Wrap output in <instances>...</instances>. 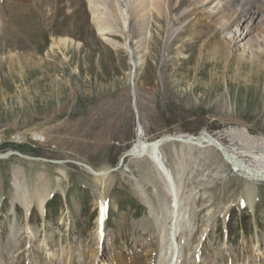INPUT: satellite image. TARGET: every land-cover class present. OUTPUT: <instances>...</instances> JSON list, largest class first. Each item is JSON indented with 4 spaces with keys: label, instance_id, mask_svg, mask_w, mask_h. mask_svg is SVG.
Here are the masks:
<instances>
[{
    "label": "rangeland",
    "instance_id": "obj_1",
    "mask_svg": "<svg viewBox=\"0 0 264 264\" xmlns=\"http://www.w3.org/2000/svg\"><path fill=\"white\" fill-rule=\"evenodd\" d=\"M67 1L37 0L23 16L7 17L0 0V154L65 162L0 159V264H163L177 248L168 235L178 226L192 231V264H264V182H252L247 201L248 181L214 147L170 143L159 151L160 166L145 155L111 171L134 148L139 126L146 144L244 129L253 141L220 139L264 149V22L241 41L235 25L221 31L236 6L264 16V0H240L231 12L211 4L208 19L193 14L199 0H185L173 32L165 17L163 29L153 25L147 54L134 42L133 53L111 48L86 1L82 11L68 10ZM59 39L69 41L53 48ZM72 161L108 169L110 178L104 183L106 175ZM43 184L50 198L41 213L34 195Z\"/></svg>",
    "mask_w": 264,
    "mask_h": 264
},
{
    "label": "bare ground",
    "instance_id": "obj_2",
    "mask_svg": "<svg viewBox=\"0 0 264 264\" xmlns=\"http://www.w3.org/2000/svg\"><path fill=\"white\" fill-rule=\"evenodd\" d=\"M2 1H3L2 4L4 6L3 13L7 17H8V15H11V14L13 15L14 13L15 14L17 13V15L23 16V14H25V12L27 13V10H29V8L33 7V9H34V7H36L38 4H40L37 2V0H2ZM85 1H86L85 4L88 5V10H89V13H90L91 18H92L91 22L95 27L94 29H96L99 36L106 42V44L108 46H110L111 48H114V49L126 48L131 53H133V48L131 46L133 44H131V43L134 42L136 44V46H135L136 50L135 51L147 54L150 51V47H151L150 45H151L152 40L154 39L153 34H152L153 25H157L159 29H163L164 27H162L158 23V18L165 17L167 19L166 22L168 23V24H166V29H168V31L173 32L174 28L172 26L175 24V16H176L174 11L176 9H178L179 7H181L185 0H180V1L179 0H85ZM205 1L206 0H199L197 2V5L194 7V11H193V14H196L197 17L200 15L201 19H203V18L208 19L209 18V15L213 11L212 9H210V7L212 6L211 4L215 5V7L213 9H215L217 12H225V11L231 12V9H233V7L240 0H207L206 2ZM58 2H59V0H58ZM79 2H80L79 0H68L66 6H67L68 10L73 8V7H77V9H78V6L80 7V5L82 4V3L80 4ZM64 5H65V3H64ZM55 6H57V4ZM237 7L238 6H236V9L234 8L235 10L232 12L231 18H229V19L224 18L223 19L226 21V24L222 25L224 27L221 26L222 27L221 31H222V33H224L225 31L229 30L230 26L235 25L236 30H234L235 33L233 32L235 34L234 38H236L237 40L238 39L243 40L248 34H250L253 31L252 30V29H254L253 26L256 27L258 25L257 22H259V24L264 22V16L263 15L261 16L259 13L257 14V16H256V13L249 14V12L247 10H244L243 8L239 9ZM55 8L56 7H54V10H56V12L59 13V12H61V10H63L64 7L60 6V4H59V6L56 9ZM36 9H39V8H36ZM77 9H75V10H77ZM39 10H38V13H39ZM77 11H82V10L79 8ZM207 14H209V15H207ZM72 15H74V14H72ZM72 15H71V17H72ZM30 16L31 15H29V17ZM67 19L68 18H66V20ZM8 20H9V18H8ZM69 20H70V18H69ZM71 24H72V21H71ZM79 24H77V25H79ZM68 28H69V26H68ZM180 28H178L176 30V32H178V31L182 32L183 29H182V27H180ZM75 29H77V28H75ZM69 30H70V28H69ZM63 32H65V30ZM245 32H246V34H245ZM222 33L219 32L217 34L215 33V35H209L208 40H207V44L213 46V44L216 43L215 39L218 36H220V34H222ZM117 39L124 40V43H120L119 40H117ZM68 41H69L68 39H59L57 42H54L53 48L54 47H60V46L65 47ZM104 50H105V48H104ZM181 51H182V49H181ZM132 56H133V54H132ZM132 66L134 68L132 76H134L137 65L135 62L132 61ZM132 86H133V96L135 99L134 84H132ZM134 108H135V106H134ZM139 128H140V132L138 134V140H137L134 148H132L130 151H128V152H132L133 156L129 157L128 159L129 160H130V158L131 159H133V158H139L140 159V158L145 157V155H146L151 160H153L154 163L156 162L160 166L161 163L159 161L160 160L159 151L161 150V147H163V146H159L158 144L153 143L148 148L149 144H146V142L143 139V133L141 131V126H139ZM180 135H182V138H185V139L191 138V136H192L189 134H180ZM218 135H219V137H215L213 135L208 134L207 132H204L197 137L194 136V138H196V140H198L197 142H199L200 140L201 141H203V140H207V141L215 140V142H217L218 144L223 146L224 152L227 154V158L229 160H231L233 163V167H234L233 169H235V171L240 176H243V178L248 181L249 184L247 183L245 191H246V196L248 199L247 201H249V200L251 201L252 197H253V193H254V188L251 186V185H254V183H252V182H257V183L258 182H264V149L261 148V150H252V149H249L246 147H231L228 145H224L222 142L223 140L221 141V139H220V137L225 135V136H228L230 138L238 137L242 141H245V142L248 141L249 142L252 139L249 136L250 134H248V132L244 129L229 130L228 132L223 133V135L222 134H218ZM261 141L264 144V139L261 138ZM173 144H175V143H173ZM178 144H181V143H178ZM201 144H202L201 146L200 145H198V146L199 147H208V148L212 147V146L206 145V143H201ZM181 145L182 146H188V147H197V145H193V144H191V145L190 144H181ZM249 145H251V144H249ZM263 147H264V145H263ZM128 152H126V153H128ZM143 153H145V154H143ZM224 161H225V159H224ZM80 167H81V169L86 170L87 173L92 175V173L89 172V170L87 168H85L83 166H80ZM102 174H104V175L109 174L108 169L102 171ZM95 177H97V176H95ZM109 178H110V176L106 175V177L101 179V180L104 183H107ZM166 181L165 182L167 183V190L170 193L171 197L173 198L176 193L174 191L173 186L171 185L172 183H171V181H168V179ZM16 191H17L16 193L18 196L17 198H19V200H25V199L28 200L29 199L28 197H26V195L28 194L27 191L23 192L19 189H16ZM177 195L178 194H176L175 196L177 197ZM34 196H35V199H37V204H38L37 206L40 209V212L43 213L44 209L47 205V202L49 201V198H50L49 187L47 185L43 184L41 187V191H37ZM24 207L26 208L25 209L26 214L27 215L30 214V212H31L30 210L32 208V205H25ZM179 227L180 226H178L177 230L174 229L175 231L172 229V232L168 235L170 240H172L178 244L177 245L178 251H177V248L175 247L174 252H173V256L171 257L167 253V254H165V257H166L165 259L167 260L166 255H168L169 256L168 264H192L191 258L188 255V252L190 253V251H191V249H189V246H188L189 245L188 234L189 233L191 234L192 231H189L188 233L186 231L185 233H187V234H185L184 232L178 233L177 232V231H179L178 229H182ZM183 240H184V244H183ZM179 244H180V246H179ZM168 250H169V252H170V250L173 251V245L170 248H168ZM177 252H178V254H177V256H175ZM165 259L163 260V264H167V261L165 262ZM159 264H160V262H159ZM161 264H162V262H161Z\"/></svg>",
    "mask_w": 264,
    "mask_h": 264
},
{
    "label": "water",
    "instance_id": "obj_3",
    "mask_svg": "<svg viewBox=\"0 0 264 264\" xmlns=\"http://www.w3.org/2000/svg\"><path fill=\"white\" fill-rule=\"evenodd\" d=\"M198 140H196V138H194V136H191V138H188V139H185V138H182V135L180 134H171V135H166V136H163L157 140H154L153 142L151 143H148L149 146L148 148L153 144H158L159 146H165L167 144H170V143H181V144H193V145H202L201 143H206V145H209V146H212L214 147L216 150H218L220 152V154L222 155V157L225 159V161L231 166L233 167V163L231 160H229L227 158V154L224 152V149H223V146L218 144L217 142H215V140H203V141H199L197 142ZM147 148V149H148ZM145 154V153H143ZM12 155H17V156H20L24 159H27V160H31V161H39V162H49V163H52V164H63L65 162L63 161H50V160H47V159H42V158H35V157H30V156H26V155H23L22 153L18 152V151H9L7 153H4V154H0V159H7L9 158L10 156ZM133 156V153L132 152H128V153H125L122 155L120 161H119V164L117 167L111 169L112 172L114 171H117L119 170L120 168H122V166L124 165V162L126 159H128L129 157ZM161 161V160H160ZM73 164H76L78 166H83L85 168H87L89 170V172H91L92 174H94L95 176L97 177H100V176H105L104 174H102V171L98 172L96 170H94L92 167H90L89 165H86L84 163H81V162H75V161H72ZM162 164V162H161ZM161 171L163 172V174L170 178L169 175H167V170L165 168H160ZM172 180V178H171Z\"/></svg>",
    "mask_w": 264,
    "mask_h": 264
}]
</instances>
